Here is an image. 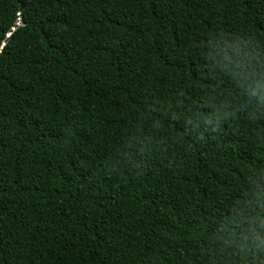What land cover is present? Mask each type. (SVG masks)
<instances>
[{
	"label": "trees",
	"instance_id": "1",
	"mask_svg": "<svg viewBox=\"0 0 264 264\" xmlns=\"http://www.w3.org/2000/svg\"><path fill=\"white\" fill-rule=\"evenodd\" d=\"M264 0H0V264H264Z\"/></svg>",
	"mask_w": 264,
	"mask_h": 264
},
{
	"label": "clouds",
	"instance_id": "2",
	"mask_svg": "<svg viewBox=\"0 0 264 264\" xmlns=\"http://www.w3.org/2000/svg\"><path fill=\"white\" fill-rule=\"evenodd\" d=\"M262 223H264V220H262Z\"/></svg>",
	"mask_w": 264,
	"mask_h": 264
}]
</instances>
